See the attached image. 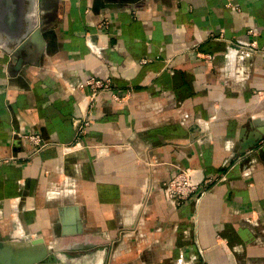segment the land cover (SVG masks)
Segmentation results:
<instances>
[{"label": "crops", "instance_id": "obj_1", "mask_svg": "<svg viewBox=\"0 0 264 264\" xmlns=\"http://www.w3.org/2000/svg\"><path fill=\"white\" fill-rule=\"evenodd\" d=\"M248 30L264 49V0H0L1 251L264 264V148L233 165L264 123V52L228 51ZM179 169L212 191L175 206Z\"/></svg>", "mask_w": 264, "mask_h": 264}, {"label": "built area", "instance_id": "obj_2", "mask_svg": "<svg viewBox=\"0 0 264 264\" xmlns=\"http://www.w3.org/2000/svg\"><path fill=\"white\" fill-rule=\"evenodd\" d=\"M227 6L231 7L230 5ZM233 9L235 11H239L237 7H233ZM247 34L251 37V39L248 41L240 38L235 40L232 45L228 47L229 53L241 52L258 54L264 52V49H261L253 39L256 36V33L253 30H248ZM77 87L81 89H87L89 91L88 98L89 103L91 104L101 92L110 93L112 90V83L110 79H97L92 77L85 79L83 82L79 83ZM112 97L115 100H120L121 98L115 93L112 94ZM76 122L78 123V121ZM19 137H22L33 146H40L41 144V139L37 135L28 134L19 135ZM262 148H264V139L258 144L255 149L249 150L245 154L239 156L233 165L243 161L245 157L250 155V153ZM233 165L231 166V168L233 167ZM214 185L215 183H213L211 179L206 181L203 179H197L189 169H179L167 182H165L162 187V191L167 200L171 201L175 206L179 207L192 198L195 199L196 202L199 201L202 197L212 191ZM198 264H207L204 257V251L200 248Z\"/></svg>", "mask_w": 264, "mask_h": 264}, {"label": "water", "instance_id": "obj_3", "mask_svg": "<svg viewBox=\"0 0 264 264\" xmlns=\"http://www.w3.org/2000/svg\"><path fill=\"white\" fill-rule=\"evenodd\" d=\"M30 33H27L22 40H19V46L22 43H26L32 39H34L35 36H37V33L33 34L36 30V25L32 22H30ZM25 46V45H24ZM21 47V46H20ZM19 47V49H20ZM18 48V47H16ZM17 49V50H19ZM246 128L250 129V134L247 137H244V133ZM264 139V123L260 121H250L248 122L247 127H243L241 129L240 134V142H239V149L237 156H241L245 154L247 151L255 149L258 144ZM264 151V150H263ZM94 248L93 245H78L77 247L72 248L73 254L68 253H57L54 254L50 250H45L44 254L39 257V259H33L29 261H17L14 258H12L7 253H4L1 251L0 248V264H104L107 252L105 249H98L94 252L91 251Z\"/></svg>", "mask_w": 264, "mask_h": 264}, {"label": "bare ground", "instance_id": "obj_4", "mask_svg": "<svg viewBox=\"0 0 264 264\" xmlns=\"http://www.w3.org/2000/svg\"><path fill=\"white\" fill-rule=\"evenodd\" d=\"M42 254H44V251H43V250H42L41 252H39V257L42 256ZM8 255H10V256H11L12 258H14L15 260H18V259H20V260L23 259L22 261H24V260H25V261L33 260L32 258H22L23 255H20V256H19V255H18V252H17L16 254H15V252H13V254H11V253L9 254V253H8Z\"/></svg>", "mask_w": 264, "mask_h": 264}, {"label": "flooded vegetation", "instance_id": "obj_5", "mask_svg": "<svg viewBox=\"0 0 264 264\" xmlns=\"http://www.w3.org/2000/svg\"><path fill=\"white\" fill-rule=\"evenodd\" d=\"M54 264V263H53ZM55 264H59V263H55Z\"/></svg>", "mask_w": 264, "mask_h": 264}, {"label": "rangeland", "instance_id": "obj_6", "mask_svg": "<svg viewBox=\"0 0 264 264\" xmlns=\"http://www.w3.org/2000/svg\"><path fill=\"white\" fill-rule=\"evenodd\" d=\"M43 245V244H42ZM45 248V247H44ZM45 250H46V248H45Z\"/></svg>", "mask_w": 264, "mask_h": 264}]
</instances>
